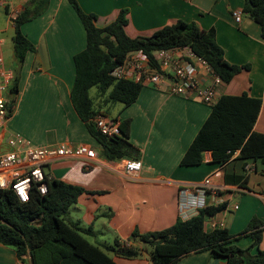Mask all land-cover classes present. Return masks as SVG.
Segmentation results:
<instances>
[{
    "label": "crops",
    "instance_id": "crops-1",
    "mask_svg": "<svg viewBox=\"0 0 264 264\" xmlns=\"http://www.w3.org/2000/svg\"><path fill=\"white\" fill-rule=\"evenodd\" d=\"M30 0H4L0 7V53L4 65L18 69V92L14 96L8 128L35 146L80 143L93 147V162L63 159L44 167L51 180H61L84 189L68 208L67 219L83 236L104 249L115 240L137 244L138 258L126 259L106 253L116 264H150L149 251L132 239L133 231L161 230L178 219L186 220L205 206L225 203L224 209L204 216L206 231L225 227L241 232L252 217L264 223V163L242 166L234 160L211 161L204 152L199 165L182 166L180 160L211 112V105L195 98L171 95L164 87L143 85L136 101L109 108V118L129 119V142L139 150L142 169L137 177L127 175L122 160H109L90 135L70 98L75 78L73 56L86 45L83 24L68 0H49L47 9L20 26L34 45L18 68L13 50L14 22ZM86 13L95 14V24L104 27L127 10L130 36L148 35L176 20L193 21L204 30L213 29L227 62L248 65L229 83L218 87L223 94L261 99L253 130L264 134V38L258 23L244 12V0H76ZM234 10L242 12L236 22ZM95 91L96 89L93 88ZM92 90V89H91ZM90 90V92H91ZM91 94V93H90ZM11 98V93H10ZM209 185H204L206 179ZM185 204V209H180ZM235 206H237L235 208ZM253 239L242 236L233 243L249 248ZM264 249V230L251 254ZM0 264H32L29 253L19 257L11 246L0 243ZM173 264H226L209 250L190 253Z\"/></svg>",
    "mask_w": 264,
    "mask_h": 264
},
{
    "label": "trees",
    "instance_id": "trees-1",
    "mask_svg": "<svg viewBox=\"0 0 264 264\" xmlns=\"http://www.w3.org/2000/svg\"><path fill=\"white\" fill-rule=\"evenodd\" d=\"M68 2L79 16L86 34L85 48L73 56L75 78L71 102L109 160L137 159L140 153L128 140L129 119L119 120L120 135L111 137L102 135L91 122L97 114L109 115V108L117 103L128 106L136 101L143 85L115 79L110 74L128 52L142 50L152 57L157 49L189 46L207 60L224 83H229L242 69H249L248 65L227 62L223 49L215 40L214 30H204L196 22L179 19L148 35L130 36L125 30L128 24L126 9L120 10L109 24L98 27L95 14L84 12L76 0ZM48 4L49 0H30L13 19V50L18 68L27 51L35 50L20 26L43 13ZM243 10L258 23L264 38V0H244ZM12 71L10 93H17V67ZM93 88L96 89L95 97L90 94ZM260 107L261 99L246 93L221 95L211 105L208 118L182 156L180 165L201 164L204 152L211 153L212 162L221 164L236 152L234 160L241 161L242 166L255 161L264 163V134L253 130ZM83 192L79 186L53 179L47 181L45 194L32 189L29 201L22 203L10 189H0V243L13 247L19 257L29 253L32 264H116L106 251L126 259L141 257L142 247L118 240L104 246L105 250L101 249L83 236L76 223L67 219L68 208ZM225 206V203L205 206L189 219H178L161 230L145 233L135 230L131 237L143 247L150 246V264H173L185 255L204 250L225 258L226 264H264V249L256 254L250 252L259 245L264 230V223L257 217H252L246 228L237 234H230L222 226L206 231L204 216L213 215ZM242 236L253 239L249 248L242 249L233 243Z\"/></svg>",
    "mask_w": 264,
    "mask_h": 264
},
{
    "label": "built area",
    "instance_id": "built-area-1",
    "mask_svg": "<svg viewBox=\"0 0 264 264\" xmlns=\"http://www.w3.org/2000/svg\"><path fill=\"white\" fill-rule=\"evenodd\" d=\"M3 3L4 0H0V7ZM232 15L239 22L242 12L234 10ZM110 74L115 79L164 87L171 95L195 98L208 105L216 103L218 87L223 83L207 60L189 46L157 49L152 57L142 50L130 51ZM13 76L12 69L4 65L0 53V189H10L24 203L29 201L32 189L39 194L47 192V181L51 178L44 171L46 165L63 159H82L90 163L97 160L98 153L84 143L35 146L11 131L8 121L11 116L9 101ZM91 122L104 136L120 135L118 120L97 114ZM122 164L124 172L131 177H137L142 169L139 159L125 158ZM209 184L208 178L204 185ZM180 209L184 210L185 204L184 207L180 204Z\"/></svg>",
    "mask_w": 264,
    "mask_h": 264
},
{
    "label": "rangeland",
    "instance_id": "rangeland-1",
    "mask_svg": "<svg viewBox=\"0 0 264 264\" xmlns=\"http://www.w3.org/2000/svg\"><path fill=\"white\" fill-rule=\"evenodd\" d=\"M150 86L153 87L152 85H150ZM90 93H91V96H92V97H95V90H94V89H92ZM97 97H98V96H97ZM104 106H106V105H104ZM117 106H118V107H122V104H117ZM145 247H146V248L148 249V251L150 252V246H149V245H145ZM148 259H149V256H148Z\"/></svg>",
    "mask_w": 264,
    "mask_h": 264
},
{
    "label": "water",
    "instance_id": "water-1",
    "mask_svg": "<svg viewBox=\"0 0 264 264\" xmlns=\"http://www.w3.org/2000/svg\"><path fill=\"white\" fill-rule=\"evenodd\" d=\"M16 93H11V98H10V101H9V110L11 109L12 107V104H13V101H14V96H15Z\"/></svg>",
    "mask_w": 264,
    "mask_h": 264
}]
</instances>
